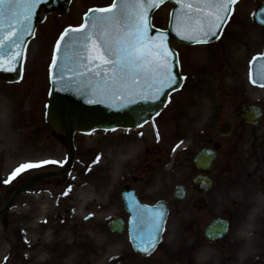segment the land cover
Listing matches in <instances>:
<instances>
[{"label":"rangeland","instance_id":"374dc122","mask_svg":"<svg viewBox=\"0 0 264 264\" xmlns=\"http://www.w3.org/2000/svg\"><path fill=\"white\" fill-rule=\"evenodd\" d=\"M110 1L73 0L68 14H51L28 45L22 79L12 84L0 80V104L7 108L0 114V203L8 200V189L36 173L61 170L58 162L43 164L5 183L22 164L67 158V145L45 119L52 42L89 7ZM262 1L241 0L222 37L210 45L175 44L185 84L153 121L127 132L77 133L76 159L60 173V185L41 179L33 190L41 196L22 195L8 212L7 223L0 218V264H264V123L258 132L234 114L240 101L264 105V88L249 78L250 61L264 48V28L253 21ZM171 7L167 2L154 12L157 26L168 25ZM222 120L233 123L231 134L217 132ZM209 136L222 141L223 148L210 172L214 186L206 203L197 204L193 196L172 200L162 244L148 257L134 256L126 237L111 234L106 225L121 212L125 182L132 174L149 177L143 189L152 200L178 182L189 183L195 173L192 158ZM162 144V167L155 162L148 169L147 146ZM173 144L181 147L173 152ZM80 186L94 190L95 203L88 199V206L78 204ZM218 214L230 218V232L210 244L202 230Z\"/></svg>","mask_w":264,"mask_h":264},{"label":"snow or ice","instance_id":"6c2138e0","mask_svg":"<svg viewBox=\"0 0 264 264\" xmlns=\"http://www.w3.org/2000/svg\"><path fill=\"white\" fill-rule=\"evenodd\" d=\"M42 0H0V67L14 70L12 64L23 57V51L12 49L24 43L25 34H31V20L34 10ZM162 0H117L110 7L91 9L92 15L77 28L65 29L56 43V52L63 44V69L69 64L75 73L73 79L79 85L91 89L94 99L90 103L105 99L124 97L157 99L166 87L177 84L174 72V55L162 42L157 43L148 36L149 12ZM182 3V0H175ZM238 0H183L184 19L177 17V35L195 43H207L218 34L229 13ZM7 25V31H4ZM163 35V34H161ZM67 38V39H66ZM10 63L5 67L4 60ZM59 57L53 55L51 69L58 67ZM264 86V78L261 80ZM159 115V113H157ZM157 137L159 134L157 133ZM27 163L18 167L5 181L8 183L24 171L42 167L43 164ZM63 167V164L60 165ZM67 191H71L69 188ZM67 191L65 195H67ZM141 224L146 226V236L140 237L139 250L151 254L163 230L164 214L155 212L145 217ZM135 223V221H134Z\"/></svg>","mask_w":264,"mask_h":264},{"label":"water","instance_id":"95a60500","mask_svg":"<svg viewBox=\"0 0 264 264\" xmlns=\"http://www.w3.org/2000/svg\"><path fill=\"white\" fill-rule=\"evenodd\" d=\"M163 1L164 0H162V2ZM68 3L69 0H42V2L38 6L40 7V5L43 4L48 11H52L54 8H57L60 13H63L67 10ZM160 3H158V5ZM37 8L34 10V14L31 20V34L30 35L25 34L24 43L20 44L19 51L23 49L26 41L33 34L36 21L41 20L43 17L40 10L38 9L37 11ZM153 10L149 12L150 29L148 32V36L151 37L153 40H155L157 43L162 42L164 46L169 50L170 55L175 56V60L173 61V63L175 64L174 72L178 74L177 84L173 85L170 88L166 87L163 93L159 96V98L154 100L153 99L146 100L143 98L136 99L135 97L134 98L116 97V98L105 99L103 102L90 103L89 101L91 99L97 97L93 96L91 89H85L82 86H80L78 78L73 79L75 73L72 70H70L73 67V65L69 64L68 67H65L63 69L64 77L63 79L61 78L60 66L65 64L64 51H63V44L65 43V41H62L61 51L57 53V57H59L57 61L58 67L56 69H52V76H51L52 90L50 92V103L48 104L47 118L52 125L63 131L68 132L70 138L72 139L75 130L90 131L94 128H99V127L114 128L117 126L130 127L135 125H141L150 116L155 115L160 111L161 107L164 105V103L167 100L168 93L174 88H177L181 85L182 78L178 72L176 52L171 47V40L172 38L181 39L180 35H177V31H180V29L177 27V17H180L181 11L185 12L188 10L183 7V0L182 3L178 4V7H174L170 20V28L166 31L156 29L151 25V14ZM261 13H262L261 17L264 16V9L261 10ZM90 15H92L91 12L87 16ZM181 19L183 20L184 16ZM260 23L264 24V21ZM222 27L218 30V34L216 36L211 37L210 40L216 38L220 34ZM182 40L185 42H190L189 40H184V39ZM16 50H17L16 47L12 49V51L14 52H17ZM9 63H10L9 60L7 59L4 60L5 67ZM12 68L14 70L6 71L4 70L3 67H0V76L5 77L6 79L9 80L18 79L20 77L21 59L17 63L12 64ZM237 111H239V107L237 108ZM222 126L224 127V125ZM201 153H205V152L203 151ZM200 156L198 159H196L198 165H199L198 162ZM124 203L126 208L131 212H133L132 207L135 205L134 199L132 197H127L126 199H124ZM10 204L11 201L6 205V208L1 212L2 214L5 213L6 209L10 206ZM156 208H159V210ZM148 210H149L148 216H151L155 212H162L165 218L166 207L164 205H162V211L159 205L158 207L149 208ZM216 221H217V225L214 226V229L218 231L220 236L222 232L225 230L226 224L225 222H222L220 219ZM209 231H212V229L210 228ZM146 233H147L146 226H143V229L139 230L137 227H135V224L133 223L132 240L134 241L135 248L140 253H145L139 250V246H140V237L146 236Z\"/></svg>","mask_w":264,"mask_h":264},{"label":"flooded vegetation","instance_id":"af4514ba","mask_svg":"<svg viewBox=\"0 0 264 264\" xmlns=\"http://www.w3.org/2000/svg\"><path fill=\"white\" fill-rule=\"evenodd\" d=\"M263 123H264V120H263ZM262 123V124H263ZM164 144H162V145H159V146H154V147H151V146H149V147H147V156H146V159L148 160V163H147V168L148 169H151L152 168V166H153V164L155 163V162H159L160 164H161V167H162V162H163V160L162 159H164ZM228 158H231V156L230 155H228ZM227 158V159H228ZM229 160V159H228ZM150 162V163H149ZM142 166V165H141ZM161 167H160V173H161V175H162V172H161ZM143 175V176H142ZM141 175V177H139L140 178V181H139V187L137 188L138 190H140V192H141V194H142V196H144V192L141 190V184H143L146 180H148L149 179V177H147V176H145L144 174H142ZM134 179L136 180L137 178L136 177H134ZM138 181V180H137ZM161 199H162V196H161Z\"/></svg>","mask_w":264,"mask_h":264},{"label":"bare ground","instance_id":"6f19581e","mask_svg":"<svg viewBox=\"0 0 264 264\" xmlns=\"http://www.w3.org/2000/svg\"><path fill=\"white\" fill-rule=\"evenodd\" d=\"M6 111H7L6 106L4 104L3 105L0 104V114H3L4 115V113ZM5 127H3L2 131H4ZM86 186H84V187L80 186V188H79V190L81 191L80 196H79V193H78V204L79 203L81 205L84 204L83 206H85V205L88 206V203H87L88 202V199H89V202H90L89 204H93L96 201L95 196L93 195L94 194V190H90V187H86ZM79 190H78V192H79ZM86 191H88L89 194H87ZM81 196L84 197L83 202L81 200H79ZM105 259L107 260V258H105ZM103 262H102V264H104ZM94 264H97V262H95Z\"/></svg>","mask_w":264,"mask_h":264}]
</instances>
